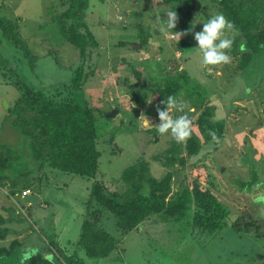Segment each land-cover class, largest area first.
Masks as SVG:
<instances>
[{
	"label": "rangeland",
	"instance_id": "374dc122",
	"mask_svg": "<svg viewBox=\"0 0 264 264\" xmlns=\"http://www.w3.org/2000/svg\"><path fill=\"white\" fill-rule=\"evenodd\" d=\"M158 1L88 0L89 9L83 21L98 44L92 49L90 63L94 73L88 75L82 92L99 116L96 147L100 156L96 180L113 190L111 185L123 170L143 160L156 178L173 171L172 191L175 192L181 183L190 182L194 171L196 174L209 171L220 191L224 190L221 196L229 208L233 206L234 212L246 220H255L264 232V55L238 73H234L233 62L204 66L202 54L196 48L197 41L182 53L173 44L171 33L164 36L165 41L156 32L159 30L157 17L166 21L168 11ZM197 3L195 29L201 31L202 22L208 19L206 14L212 16L217 11L209 0ZM62 10L60 0H0V16L17 22L20 36L34 56H24L22 48L14 47L1 35L0 52L28 86L42 89L68 82L81 61L79 50L65 40L55 22ZM160 43L162 50H157ZM170 57L180 61V68L191 78V86L196 84L205 92L214 117L226 119V136L211 153L202 156L197 163L201 167L191 165L199 156L189 158L184 166L178 162L165 166L161 162L163 157L156 158L165 155L174 144L180 146L170 134L160 135L156 130L157 95L152 91L159 89L162 77H158V82L154 79ZM135 70L142 74V83L135 90L148 95L138 112L133 108L138 105L129 98L132 94L129 84L137 80ZM19 96L20 90L4 83L0 75V142L11 144L19 154L15 161L20 167L17 171L31 164L26 161V140L6 120V109ZM177 100L184 106L183 113L174 110L173 116L187 113L194 128L198 111L188 108V98ZM98 109L103 111L102 116ZM114 109V114L106 117ZM178 150L185 154L183 146ZM41 175L42 171L35 173V176ZM42 179L41 186L34 179L29 195L16 196L18 205L0 187L2 215L7 217L13 210L21 214L22 226L11 232L19 233L25 254L41 250L47 255L51 253L47 242L52 241L68 254L74 253L83 264H264V235L254 237L250 233L240 237L230 228H224L219 236L211 237L189 231L183 224L186 220H161L159 214L151 215L137 230L126 233L109 255L89 256L75 242L83 218L97 207L88 201L94 179L57 170L48 171ZM242 188L245 192H238ZM7 207L12 211H6ZM101 211L99 225L118 236L114 218L104 209ZM21 230L25 232L20 237Z\"/></svg>",
	"mask_w": 264,
	"mask_h": 264
},
{
	"label": "trees",
	"instance_id": "16d2710c",
	"mask_svg": "<svg viewBox=\"0 0 264 264\" xmlns=\"http://www.w3.org/2000/svg\"><path fill=\"white\" fill-rule=\"evenodd\" d=\"M209 1L217 13H223L239 31L229 54L235 63L234 73L241 72L254 63L255 59L264 55V0ZM158 2L167 6L168 11L177 12L178 23L169 33L188 32L179 42L175 38L173 40L180 52H187L196 41L193 35L197 31L194 10L198 8V0ZM60 5L63 10L57 14L55 22L65 40L75 46L81 56V61L68 82L55 83L42 89L28 86L20 78L18 70L0 52V75L3 82L20 90V96L6 109V120L26 140V161L31 163L30 167L17 171L16 168L20 167L15 161L20 157L19 154L11 144L0 142V187L7 190L8 197L12 198L26 190H29V193L24 195H29L34 179L37 178L41 186L42 177L50 170L94 179L89 187L88 201L95 203L97 207L88 211L83 218L79 237L75 242V246L81 247L92 257L109 255L126 233L137 230L139 225L150 220L153 214H159L161 220H186L183 224H186L189 231H198L211 237L219 236L224 228H230L240 237L250 233L254 237L264 235L259 223L251 218L246 220L244 216L234 212L233 206L229 208L230 205L224 202L221 196L224 190L220 191L209 171L197 174L194 171L190 182L181 183L175 192L172 191L174 172L168 171L163 177L156 178L151 175L148 163L143 160L125 168L115 184L111 185L113 190L96 180L100 156L96 147L99 116L85 99L82 88L88 75L94 73L90 63L92 49L97 47L98 43L83 21L85 11L89 9L88 0H60ZM206 16L211 17L208 14ZM156 32L165 40V33L158 29ZM0 35L14 47L22 48L24 56H34L25 40L21 38L17 22L0 16ZM241 44L245 46L246 51H240ZM162 45L160 43L156 49L162 50ZM167 62L163 63L160 75L154 79L158 82V77H162L159 89L152 91V94L157 95L155 114L158 116L157 106L161 109L165 107L161 101L168 96H173L176 100L188 98V108L193 107L198 113L191 137L180 143V146L174 144L165 155L156 158L160 160L163 157L161 162L165 166H172L175 162L184 166L189 158L199 156L191 165L193 168L201 167L197 163L201 161L202 156L211 153L213 147L226 136V119L214 117L212 107L206 103L205 92L196 84L191 86V78L184 68H180L181 64L177 58H167ZM133 72L137 80L129 84L132 92L129 98L138 105L137 108L133 107L138 112L148 95L135 90L142 83V74L138 70ZM143 110L146 111L145 108ZM97 111L102 116L103 111ZM189 112L193 113L190 110ZM210 133H215V139ZM182 146L184 155L178 150ZM203 167L206 169L205 165ZM39 171H42L43 175L35 176ZM238 192L245 191L242 188ZM251 192L249 194H252ZM14 201L15 205H18L16 200ZM103 209L114 218L118 236L112 235L99 225ZM6 211L12 210L7 207ZM13 211L7 217L0 212V264H83L74 253L68 254L52 241L47 242V250L51 252L47 255L41 250L25 254L21 250L24 244L19 240V233L11 232V229L18 230L15 228L22 226L21 214ZM23 232L25 231H20V237Z\"/></svg>",
	"mask_w": 264,
	"mask_h": 264
},
{
	"label": "clouds",
	"instance_id": "9594fccd",
	"mask_svg": "<svg viewBox=\"0 0 264 264\" xmlns=\"http://www.w3.org/2000/svg\"><path fill=\"white\" fill-rule=\"evenodd\" d=\"M167 20L161 21L157 17V24L161 33L168 34L171 30L176 28L179 17L177 12L170 10L167 12ZM203 27L201 31L193 33L194 39L197 41V49L201 53V62L204 66H218L230 64L232 56L229 54L235 43L239 31L236 29L234 23L227 19L223 13H216L202 22ZM190 31V30H189ZM186 31H174L173 37L179 42L182 36L187 35ZM240 51H246L243 44L240 45ZM151 102V101H150ZM149 102V103H150ZM165 105L163 109L157 106L159 124L156 125V130L160 135L170 134L172 139L177 143H184L192 135V120L187 113L179 116H173V111H180L183 113V104L178 102L175 97L168 96L161 101ZM215 139V133H210ZM27 194L29 190H26ZM18 195V194H17ZM14 196V199L16 196ZM25 196L23 192L20 194ZM30 204V202H28Z\"/></svg>",
	"mask_w": 264,
	"mask_h": 264
},
{
	"label": "water",
	"instance_id": "95a60500",
	"mask_svg": "<svg viewBox=\"0 0 264 264\" xmlns=\"http://www.w3.org/2000/svg\"><path fill=\"white\" fill-rule=\"evenodd\" d=\"M5 105H6V107H7V103H6V102H5ZM114 111H116V109L111 110V111L106 115V117H110V116H112V115L114 114Z\"/></svg>",
	"mask_w": 264,
	"mask_h": 264
},
{
	"label": "built area",
	"instance_id": "2783aa9c",
	"mask_svg": "<svg viewBox=\"0 0 264 264\" xmlns=\"http://www.w3.org/2000/svg\"><path fill=\"white\" fill-rule=\"evenodd\" d=\"M26 193V191H23V194H25Z\"/></svg>",
	"mask_w": 264,
	"mask_h": 264
}]
</instances>
